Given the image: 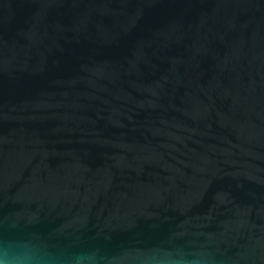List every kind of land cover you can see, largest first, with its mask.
I'll list each match as a JSON object with an SVG mask.
<instances>
[{
    "label": "water",
    "instance_id": "1",
    "mask_svg": "<svg viewBox=\"0 0 264 264\" xmlns=\"http://www.w3.org/2000/svg\"><path fill=\"white\" fill-rule=\"evenodd\" d=\"M21 231L264 264V0H0V243Z\"/></svg>",
    "mask_w": 264,
    "mask_h": 264
},
{
    "label": "clouds",
    "instance_id": "2",
    "mask_svg": "<svg viewBox=\"0 0 264 264\" xmlns=\"http://www.w3.org/2000/svg\"><path fill=\"white\" fill-rule=\"evenodd\" d=\"M151 247L161 251L150 257L148 264H214L213 257L196 245L161 243ZM123 250L124 246L111 250L101 245L84 246L79 237L54 242L21 231L6 235L0 243V264H120Z\"/></svg>",
    "mask_w": 264,
    "mask_h": 264
}]
</instances>
